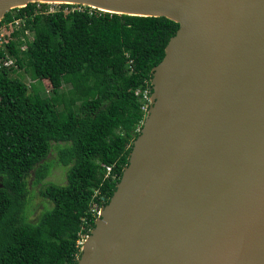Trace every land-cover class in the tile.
I'll return each instance as SVG.
<instances>
[{
  "label": "water",
  "instance_id": "obj_1",
  "mask_svg": "<svg viewBox=\"0 0 264 264\" xmlns=\"http://www.w3.org/2000/svg\"><path fill=\"white\" fill-rule=\"evenodd\" d=\"M29 2L179 24L76 264H264V0H0V21Z\"/></svg>",
  "mask_w": 264,
  "mask_h": 264
},
{
  "label": "trees",
  "instance_id": "obj_2",
  "mask_svg": "<svg viewBox=\"0 0 264 264\" xmlns=\"http://www.w3.org/2000/svg\"><path fill=\"white\" fill-rule=\"evenodd\" d=\"M58 5L29 2L1 20L23 19L33 38L21 50L24 27L16 30L6 46L17 67L0 68V264H76L95 205H106L128 164L153 67L179 26ZM56 164L67 167L66 181L45 182ZM29 182L42 183L49 203L33 221Z\"/></svg>",
  "mask_w": 264,
  "mask_h": 264
},
{
  "label": "rangeland",
  "instance_id": "obj_3",
  "mask_svg": "<svg viewBox=\"0 0 264 264\" xmlns=\"http://www.w3.org/2000/svg\"><path fill=\"white\" fill-rule=\"evenodd\" d=\"M49 10H55L59 7L58 3H48ZM18 73H22L24 81L29 84L31 82L29 79V76L23 72V70H20ZM17 73V74H18ZM43 85L45 87H49V82L45 79L43 81ZM47 89L45 88V93H47ZM55 154L52 153L49 155V158H53ZM66 173H67V167L56 164L52 169L51 173L46 177L45 182H54V183H64L66 181ZM43 187L42 183L33 185L31 182H29V199H30V209H29V219L35 220L37 216L40 214V212L44 209L45 206L49 205L47 202V199L43 198L40 195V189ZM86 238H84L82 241L84 242Z\"/></svg>",
  "mask_w": 264,
  "mask_h": 264
},
{
  "label": "built area",
  "instance_id": "obj_4",
  "mask_svg": "<svg viewBox=\"0 0 264 264\" xmlns=\"http://www.w3.org/2000/svg\"><path fill=\"white\" fill-rule=\"evenodd\" d=\"M59 4V3H58ZM78 9H80L78 7ZM54 11V10H50ZM25 26L24 20L21 18H13L9 22H1L0 21V68H16V59L14 56H12L8 50H7V44L11 39L14 38L13 34L16 30H20ZM27 36V37H26ZM32 32L30 29L24 27V34L21 35V39L23 40V43L21 44V50H25L27 48V41L32 40ZM2 51V52H1ZM146 97V95H145ZM149 99V97H148ZM110 166H106L107 172L110 171ZM95 210L97 211V217L100 215V209L102 207L95 205ZM96 217V218H97ZM86 238V237H84ZM83 238V239H84ZM82 239V240H83ZM79 241V243L82 245L83 241Z\"/></svg>",
  "mask_w": 264,
  "mask_h": 264
}]
</instances>
